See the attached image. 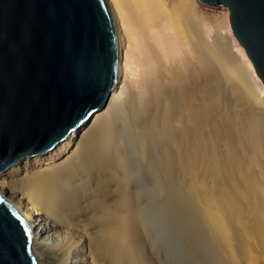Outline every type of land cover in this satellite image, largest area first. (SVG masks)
<instances>
[{
	"label": "bare ground",
	"instance_id": "1",
	"mask_svg": "<svg viewBox=\"0 0 264 264\" xmlns=\"http://www.w3.org/2000/svg\"><path fill=\"white\" fill-rule=\"evenodd\" d=\"M107 2L120 49L107 103L0 171L37 262L264 264V87L234 36L213 34L228 11Z\"/></svg>",
	"mask_w": 264,
	"mask_h": 264
},
{
	"label": "water",
	"instance_id": "2",
	"mask_svg": "<svg viewBox=\"0 0 264 264\" xmlns=\"http://www.w3.org/2000/svg\"><path fill=\"white\" fill-rule=\"evenodd\" d=\"M201 1L228 7L233 34L264 87V0ZM119 52L107 0H0V171L50 149L103 107ZM32 236L26 217L0 193V264H39Z\"/></svg>",
	"mask_w": 264,
	"mask_h": 264
},
{
	"label": "rangeland",
	"instance_id": "3",
	"mask_svg": "<svg viewBox=\"0 0 264 264\" xmlns=\"http://www.w3.org/2000/svg\"><path fill=\"white\" fill-rule=\"evenodd\" d=\"M200 1V3H201V10H202V13H203V15L205 16V17H212V18H218L219 16H221V15H224L225 13H226V11H228V17H227V22H228V27L227 28H222L221 27V29H219V28H217V30H218V32L216 31V33H213V34H217V35H219L220 34V38H221V40H223L224 38H225V35H226V37H228V39H230V37L232 36H234V39H236V42L237 43H234L235 41L234 40H232V37H231V44H233V51L234 52H236V54L239 56V60L240 61H242L241 63L240 62H238L237 61V63L238 64H240V66H243V65H246L247 66V64H245L246 62H245V60H242V59H244V57H243V55H242V53H244V54H246V52H245V49H244V47L239 43V41L237 40V38H236V36L233 34V31H232V28H231V24H230V21H229V10H228V7L227 6H225V5H223V4H219V5H210V4H206V3H204V2H202L201 0H199ZM220 30V31H219ZM212 31H214V30H212ZM224 34V35H223ZM231 34V35H230ZM233 34V35H232ZM230 36V37H229ZM227 38H225L224 39V41L226 40ZM237 45H239V46H237ZM239 47V48H238ZM239 52V53H238ZM240 54V55H239ZM245 56V55H244ZM247 56V55H246ZM241 58V59H240ZM250 59V58H249ZM245 62V63H244ZM242 63H243V65H242ZM247 68H248V66H247ZM251 78V77H250ZM228 86L230 87V84H228ZM231 88V87H230ZM238 89V88H237ZM240 89V88H239ZM238 89V91H236L235 89H231L232 90V93H233V91H234V93L236 94L237 92V94L238 95H236V96H238V98L239 99H241V97H239V91H241V89L239 90ZM256 87H255V91H256ZM230 89L228 88V92H227V97L230 95V96H232V95H234V93L231 95L230 93V91H229ZM258 90V89H257ZM244 93H245V91H244ZM229 94V95H228ZM229 98H235V95H234V97L232 96V97H229ZM253 101V100H252ZM255 102H256V104H255ZM258 102L256 101V100H254L253 101V104H255L256 106H260V105H258L257 104ZM184 189H186V188H184ZM194 189H196V188H194ZM197 189H200V188H197ZM206 188H201L200 190H201V192H203L204 190H205ZM209 189H211V188H209ZM188 190V188L186 189V190H184V191H187ZM203 190V191H202ZM190 191H191V188H189V190L187 191V193L189 192L190 193ZM206 192V190L204 191V193ZM186 193V192H185ZM155 194V193H154ZM204 195V194H203ZM151 197H153V195H151ZM155 197V196H154ZM242 197V196H241ZM242 199V198H241ZM243 200H244V198H243ZM245 201V200H244ZM50 260H53L52 258H45L44 259V262L46 263V264H49L51 261ZM50 261V262H49Z\"/></svg>",
	"mask_w": 264,
	"mask_h": 264
},
{
	"label": "snow or ice",
	"instance_id": "4",
	"mask_svg": "<svg viewBox=\"0 0 264 264\" xmlns=\"http://www.w3.org/2000/svg\"><path fill=\"white\" fill-rule=\"evenodd\" d=\"M24 230H25V232L28 233V239L30 240V239H31V234H30V232H29V228H28L27 225L24 226Z\"/></svg>",
	"mask_w": 264,
	"mask_h": 264
}]
</instances>
